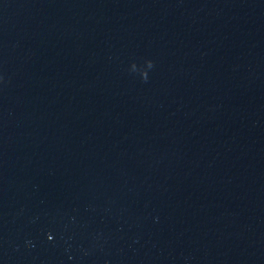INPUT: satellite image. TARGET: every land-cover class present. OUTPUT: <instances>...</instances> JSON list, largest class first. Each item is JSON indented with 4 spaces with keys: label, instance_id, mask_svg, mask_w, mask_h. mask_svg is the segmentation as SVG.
I'll return each instance as SVG.
<instances>
[{
    "label": "water",
    "instance_id": "1",
    "mask_svg": "<svg viewBox=\"0 0 264 264\" xmlns=\"http://www.w3.org/2000/svg\"><path fill=\"white\" fill-rule=\"evenodd\" d=\"M0 264H264V0H0Z\"/></svg>",
    "mask_w": 264,
    "mask_h": 264
}]
</instances>
